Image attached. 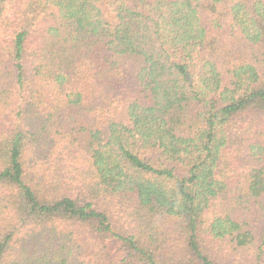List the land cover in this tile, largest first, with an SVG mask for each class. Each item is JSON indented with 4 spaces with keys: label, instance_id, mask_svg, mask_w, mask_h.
I'll list each match as a JSON object with an SVG mask.
<instances>
[{
    "label": "trees",
    "instance_id": "16d2710c",
    "mask_svg": "<svg viewBox=\"0 0 264 264\" xmlns=\"http://www.w3.org/2000/svg\"><path fill=\"white\" fill-rule=\"evenodd\" d=\"M0 264H264V0H0Z\"/></svg>",
    "mask_w": 264,
    "mask_h": 264
}]
</instances>
